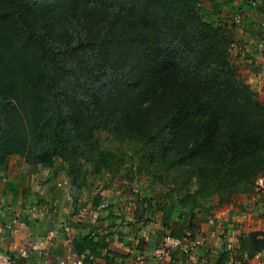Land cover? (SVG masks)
I'll return each instance as SVG.
<instances>
[{
  "label": "trees",
  "instance_id": "trees-1",
  "mask_svg": "<svg viewBox=\"0 0 264 264\" xmlns=\"http://www.w3.org/2000/svg\"><path fill=\"white\" fill-rule=\"evenodd\" d=\"M201 3L0 0V166L14 154L60 165L82 188L84 163L123 164L102 145L106 132L132 147L138 174L170 187L167 218L264 178V102L237 73L232 35ZM109 216L107 229L131 231L133 220ZM242 241L254 255L264 231ZM77 247L86 261L102 248L108 264L118 255L89 237Z\"/></svg>",
  "mask_w": 264,
  "mask_h": 264
},
{
  "label": "crops",
  "instance_id": "crops-1",
  "mask_svg": "<svg viewBox=\"0 0 264 264\" xmlns=\"http://www.w3.org/2000/svg\"><path fill=\"white\" fill-rule=\"evenodd\" d=\"M255 1L256 4L249 0H210L208 7L212 22L223 25L232 35L231 60L239 77L249 83L258 99L264 102V45L260 51H254L249 45L264 36V0ZM235 10L236 14L232 15ZM18 158L9 160L1 171L4 186L0 188V251L29 259L33 264L60 260L72 264L83 254L86 258L87 247L79 254L77 246H82V240L89 237L109 245L118 254L113 264H217L218 254L224 251L230 254L226 264H264V249L249 255L241 244L235 245L239 231H264L262 196L259 200L254 197L255 202L263 200V211L259 213L262 217L251 206H231L225 212L227 238L220 239L221 233L214 236L205 227L202 230L198 227L203 240L198 249L190 254L174 251L158 260L155 252L164 236L160 238L157 228L142 220L145 215L138 208L131 188L129 191L126 188L127 178L116 177L95 192L85 187L77 189L62 166L47 167L26 161L18 166L15 164ZM138 188L142 186L138 184L135 189ZM110 210L119 212L121 218L133 220L131 231L120 232L118 226L107 229L112 222ZM16 212L23 215L25 224L10 230L8 223ZM238 220L242 224L235 226ZM98 251L99 254L90 255L85 264H108L107 249Z\"/></svg>",
  "mask_w": 264,
  "mask_h": 264
},
{
  "label": "rangeland",
  "instance_id": "rangeland-1",
  "mask_svg": "<svg viewBox=\"0 0 264 264\" xmlns=\"http://www.w3.org/2000/svg\"><path fill=\"white\" fill-rule=\"evenodd\" d=\"M44 1V0H41ZM210 0H202L201 3V11L204 14V17L206 19H210V9L208 7V2ZM237 10L232 12V15L236 14ZM214 22V21H213ZM235 32V31H234ZM235 35V34H234ZM78 39V37H75ZM238 73V69H237ZM239 74V73H238ZM100 137L102 141V145L105 148H108L116 154H120V160L123 162V164L119 167H116L117 165L111 164V168L104 167L100 171H97L95 166L92 165L90 162L84 163V168H87V185L84 186L88 190H94L97 191L100 187H103L104 185H109L110 182H112L116 177L122 176L127 179H125V183H127V189L129 191V187L131 188L130 192L134 197H136V201L139 203L138 208L140 211L143 212L145 217H143V221L145 223L153 224L154 228H157V232L160 235V238L167 235H175L179 236L182 235L185 231H189V227L191 225V222L196 223L197 227H200L202 230L203 227H205V230H208L215 236V234L221 233L220 239H223L222 237L227 238V224L226 219L228 216L225 214L227 212L228 208L231 206H243L248 205L253 207L254 212L256 214L261 213L262 210V202L256 201L254 197L258 198V200L262 197H264V181L263 177L259 178L257 180V183L254 185H249L247 187H242L241 189H237L233 194L228 193H216L213 196L205 199L203 201L202 206L196 207L194 212L190 209V207H186L182 209H177L174 211V215L171 218H167L165 215L164 208V195L169 190V186L162 185L158 181L152 180L151 177L147 176L146 174H138L137 173V164L138 160L135 158V156L132 157L134 154V150L129 145H121L112 135H109L106 132H100ZM125 151L126 155H124L120 152ZM19 158H18V157ZM18 158L15 162L16 165L24 164L25 159L20 157L17 154L11 155L8 159L12 160L13 158ZM7 161V162H8ZM7 164V163H6ZM5 165L0 166V188L4 186L3 184V174L1 171L4 170ZM119 168V169H117ZM2 169V170H1ZM2 181V182H1ZM142 186V188H137V185ZM5 185V187L9 188ZM196 188L195 185L192 186V190ZM144 194V201L139 202V194ZM258 194H260L258 196ZM238 200H241L240 202ZM246 202V203H245ZM261 202V203H260ZM260 203V204H259ZM262 210V211H260ZM260 217H262L259 214ZM152 222V223H151ZM248 224L250 223L249 220L246 221ZM237 225L239 226L242 224L239 220L236 221ZM243 224H246L245 222ZM245 226V225H244ZM245 228V227H243ZM159 230L161 233H159ZM256 231V230H255ZM262 231V230H257ZM240 234H237L238 241L235 242V245L238 247L240 244H244L242 240H244L247 235L250 232L253 231H239ZM227 233V234H226ZM210 234V235H211ZM226 234V236H224ZM218 236V235H217ZM202 238V237H201ZM146 242V241H145ZM203 243V240H202ZM247 253L248 250H246ZM222 252V251H221ZM221 254H218V256ZM248 255V254H247ZM217 258V257H215Z\"/></svg>",
  "mask_w": 264,
  "mask_h": 264
},
{
  "label": "built area",
  "instance_id": "built-area-1",
  "mask_svg": "<svg viewBox=\"0 0 264 264\" xmlns=\"http://www.w3.org/2000/svg\"><path fill=\"white\" fill-rule=\"evenodd\" d=\"M252 4H256L255 0H249ZM250 47L254 51H260L264 45L263 38L256 42L250 43ZM25 224V219L20 212H16L8 223V229L15 230L16 226ZM202 245V238L199 235L194 236L191 231H186L181 236L167 235L163 238L161 244L157 247L155 255L158 260H163L172 252L179 251L184 254H190ZM0 264H33L31 260H20L8 251H0ZM49 264H68L66 260L53 261ZM72 264H85V255L83 254L79 260Z\"/></svg>",
  "mask_w": 264,
  "mask_h": 264
}]
</instances>
